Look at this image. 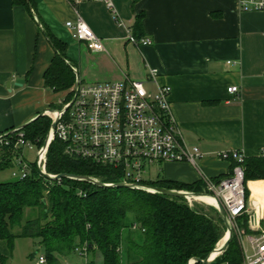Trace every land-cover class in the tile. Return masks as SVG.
Returning <instances> with one entry per match:
<instances>
[{"label":"crops","instance_id":"0c3cea01","mask_svg":"<svg viewBox=\"0 0 264 264\" xmlns=\"http://www.w3.org/2000/svg\"><path fill=\"white\" fill-rule=\"evenodd\" d=\"M112 1L122 25L101 2H84L76 9L102 42L103 51L97 52L74 40L65 27L77 17L67 0H32V15L12 0H0V136L67 101L69 90L54 93L44 86L54 57L48 31L66 45V63L82 83L128 80L145 82L151 92L159 86L170 88L171 113L184 143L198 147L203 157L194 165L163 163L157 177L179 184L202 182V177L221 180L230 176L233 163L216 153L261 156L264 11L242 12L238 0ZM128 34L149 38L152 44L135 46ZM151 70L156 72L154 80L149 78ZM17 80L23 84L11 88ZM230 87L238 92L229 94ZM245 188L250 212L237 219L243 226L240 264L250 254L249 237L264 231V179L248 180ZM132 237L139 241L140 234ZM64 259L59 258L60 263Z\"/></svg>","mask_w":264,"mask_h":264},{"label":"trees","instance_id":"16d2710c","mask_svg":"<svg viewBox=\"0 0 264 264\" xmlns=\"http://www.w3.org/2000/svg\"><path fill=\"white\" fill-rule=\"evenodd\" d=\"M12 3L23 6L30 15L34 12L32 0ZM45 35L54 57L45 72L44 86L54 93L69 90L71 97L75 75L66 63V45L48 31ZM49 127L50 120L40 115L21 130L27 140L41 144ZM10 167L6 152L0 153V170ZM46 167L51 174L119 182L109 169L64 155L58 140L49 147ZM243 168L245 181L264 179V155L244 159ZM148 184L169 190L186 189L194 194L204 190L203 182L179 184L159 177ZM26 209L30 213L24 219ZM236 223L239 229L243 227ZM223 227L218 211L190 207L183 198L100 187L67 177L48 183L32 164L25 179L0 182V264L9 263L17 238L36 241L46 264H61L59 258L83 247L88 264H188L193 259L208 258L223 235ZM135 228L139 241L131 235ZM241 260L238 236L232 232L227 248L209 264H240Z\"/></svg>","mask_w":264,"mask_h":264},{"label":"built area","instance_id":"2783aa9c","mask_svg":"<svg viewBox=\"0 0 264 264\" xmlns=\"http://www.w3.org/2000/svg\"><path fill=\"white\" fill-rule=\"evenodd\" d=\"M75 10L84 2H101L113 16L118 25L121 18L112 0H67ZM239 10L264 11V0H238ZM65 27L74 40L84 42L92 51H103L101 40L79 17L67 21ZM128 40L135 46H150L151 39H135L128 34ZM72 96L59 110H47L43 116L50 120L49 131L41 144L27 140L21 129L0 136V153L7 154L11 163L12 179H25L31 164L40 177L50 183L60 180L58 175L47 172V155L50 145L58 140L63 154L89 164L111 170L118 183L127 184L131 189L156 194L144 178L146 168L153 164L166 162H187L195 164L203 157L198 147H188L184 143L180 128L171 113L170 88L159 86L155 92L148 91L145 82L124 81L118 83L85 84L76 75ZM156 72L151 70L149 78L154 80ZM149 82V79H147ZM229 94H236L237 87L228 88ZM54 128H51L52 124ZM34 151V160L30 161L24 153ZM264 155V149L262 151ZM220 160L233 161L230 176L221 180L202 177L203 193L219 203L223 208L227 222L232 230L241 236L237 219L249 213L246 202L244 178V157L237 151L216 153ZM70 180H78L67 177ZM99 181L98 178L91 177ZM100 182V181H99ZM113 185V183H103ZM154 188V187H153ZM192 193V192H188ZM81 194V193H80ZM194 197L185 201L192 205ZM250 254L244 256L243 264H264V231L249 237ZM74 254L84 258L88 264L86 249L75 248ZM33 264H46L43 254L34 256Z\"/></svg>","mask_w":264,"mask_h":264},{"label":"rangeland","instance_id":"374dc122","mask_svg":"<svg viewBox=\"0 0 264 264\" xmlns=\"http://www.w3.org/2000/svg\"><path fill=\"white\" fill-rule=\"evenodd\" d=\"M67 97H68L67 99L70 98V96H67ZM60 99H62L61 95L58 97V100H60ZM61 107H62V105H56L53 108H54V110H59ZM25 154L30 161L34 160V151H31V152L26 151ZM160 168H161L160 164H153L150 167L146 168V173L144 174V178L149 180V181L155 180L157 177V174L159 173ZM11 173H12V171L10 168L0 170V182H6L9 180H12ZM178 191L191 192L190 190H186V189H178ZM192 206L197 207V208H201L206 212H209V209H214L213 206L205 204L201 201H192V205L190 207H192ZM29 213H30V210L26 209L24 212L23 218L24 219L27 218ZM226 232H227V229L224 226L223 227V235ZM232 232H234V230H232ZM241 234H242V231H241ZM131 235L135 236V238L137 239L139 237V231L135 228L132 230ZM223 235H222V237H223ZM244 240H245V238H244ZM216 248H218L217 245H216ZM38 253L42 254V249L38 246L36 241H34L32 239H28V238H17L14 241L12 258L9 260L8 264H33V258L30 255L34 254V256H35ZM61 264H85V260H84V258H82L76 254H71L70 256H68L67 258L62 260Z\"/></svg>","mask_w":264,"mask_h":264},{"label":"water","instance_id":"95a60500","mask_svg":"<svg viewBox=\"0 0 264 264\" xmlns=\"http://www.w3.org/2000/svg\"><path fill=\"white\" fill-rule=\"evenodd\" d=\"M22 84H23V80H17L15 82H12L10 84V86H11V88L15 89V88L20 87ZM77 85L78 84L76 83L75 86L77 87ZM54 127H55V124L53 123L51 125V128H54ZM20 129H22V128H20ZM66 177H73V178H76V179H80L81 181L88 182V183H91V184H94V185H97V186H100V187H107V188L119 187V188H129V189H131L129 185L123 184V183H118V184H113V185H105V184H103V183H101L99 181H96V180L92 179L91 177H86V176L77 177V176H71V175H58V178H66ZM151 189H153L158 194H162V195H166V196H170V197L183 198V199L187 198L188 196H192V197H206L205 194H194V193H188V192H183V191H178V190H169V189H162V188H155V187L154 188L151 187ZM217 205H218V212L220 213L221 218L223 220V224H224V226L227 229L228 237H227L226 241L223 243L222 246L214 249L213 252L215 253V255L213 257H211V254H210L206 260L193 259L190 262H188V264H193L194 262H198V263H202V264H209L217 256H219L227 248V246L229 244V241H230L231 235H232V229L230 228V226H229V224L227 222L226 214H225L223 208L221 207V205L219 203H217Z\"/></svg>","mask_w":264,"mask_h":264},{"label":"bare ground","instance_id":"6f19581e","mask_svg":"<svg viewBox=\"0 0 264 264\" xmlns=\"http://www.w3.org/2000/svg\"><path fill=\"white\" fill-rule=\"evenodd\" d=\"M193 200H195V201H201V202H203L205 204H208L210 206H213V207L215 205V201L212 198H208V197H194ZM227 237H228V233L226 232L224 234V236L222 237V239L219 241V243H218L217 246L218 247L222 246L223 243L226 241ZM214 255H215L214 252L211 253V257H213Z\"/></svg>","mask_w":264,"mask_h":264}]
</instances>
